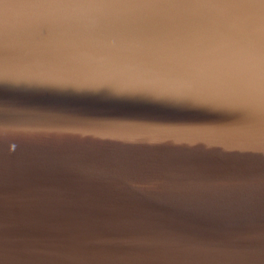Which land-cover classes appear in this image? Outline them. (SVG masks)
<instances>
[{
    "label": "water",
    "instance_id": "water-1",
    "mask_svg": "<svg viewBox=\"0 0 264 264\" xmlns=\"http://www.w3.org/2000/svg\"><path fill=\"white\" fill-rule=\"evenodd\" d=\"M264 0H0V264H264Z\"/></svg>",
    "mask_w": 264,
    "mask_h": 264
},
{
    "label": "snow or ice",
    "instance_id": "snow-or-ice-1",
    "mask_svg": "<svg viewBox=\"0 0 264 264\" xmlns=\"http://www.w3.org/2000/svg\"><path fill=\"white\" fill-rule=\"evenodd\" d=\"M261 31L262 34H264V29H262ZM259 71L261 79L264 80V45H262L259 55Z\"/></svg>",
    "mask_w": 264,
    "mask_h": 264
}]
</instances>
